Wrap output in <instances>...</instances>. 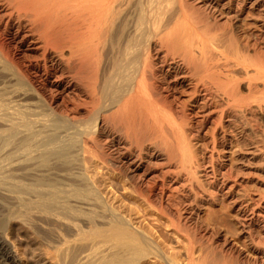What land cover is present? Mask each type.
<instances>
[{"label":"bare ground","instance_id":"bare-ground-1","mask_svg":"<svg viewBox=\"0 0 264 264\" xmlns=\"http://www.w3.org/2000/svg\"><path fill=\"white\" fill-rule=\"evenodd\" d=\"M260 2L0 0V264H181L152 214L185 264L243 263L190 203L219 192L249 241L264 222L242 181L264 163V47L239 24Z\"/></svg>","mask_w":264,"mask_h":264},{"label":"rangeland","instance_id":"rangeland-1","mask_svg":"<svg viewBox=\"0 0 264 264\" xmlns=\"http://www.w3.org/2000/svg\"><path fill=\"white\" fill-rule=\"evenodd\" d=\"M260 4H262V7L259 8L260 11H255L252 14V11L246 8L243 15L241 16V21L239 22V24L241 25V33L244 36L249 37V40L255 42L256 45L264 47V0H261ZM261 15L263 17H261ZM253 21H259L257 23L259 24L258 27L252 24ZM260 118L264 127V114L260 116ZM263 164V169L258 172L259 174H257V176L249 175L243 177L242 179V181L247 183V185H253L259 188L262 192H264ZM245 171H249L250 173H252L253 169L247 168ZM151 172L155 173V170H152ZM196 176L197 179L200 178V180H197L198 183L196 185V190L199 189L197 187L201 186L207 189L209 186L204 182L205 177L200 176V174H197ZM180 183H182L181 180ZM200 184L201 186H199ZM177 186L178 185H176V187ZM177 188L183 190V188L179 186ZM208 190L210 191L211 189H207L208 197H198L197 195L196 197L198 198L195 199L196 201H194V203H190V207H194L193 205L196 206L194 208L195 210H198L200 220L203 221V224L207 228L206 230H208V233H213L211 231H216L219 237H221L219 238L220 240L225 239L226 244H228L227 248L230 247L236 254L243 257V263L241 264H255V262L257 261L258 264H264V222L256 223L251 226V229L248 232V234L251 235V241H249L247 237V231L246 229H243L244 225L239 222V218L236 216L235 211L228 203V200L224 196H220L221 194L219 192L210 191L209 195ZM179 192L180 193L178 195L185 196L184 192L183 194L181 193V191ZM191 198L192 197H187L189 201H191ZM125 203L127 204V202ZM138 220L139 222H143L144 225H148L149 227H152L154 229L153 238L157 241V244L159 243L158 245L161 248V251L166 256H169V258L171 259L175 258L174 260H177L178 263H186V260L184 259V250L185 246H187V241L185 236L183 237L182 232L174 231L170 226L168 227L167 223L165 222L167 221L165 220V218H159V216L154 214L147 216L145 215L140 219H137V221ZM11 239L12 241H14V243L18 242L15 237H12ZM226 253H228V251ZM200 254L201 252L199 250L195 252V261L193 262V264H204V261H201V259L198 260ZM21 255L22 256L18 260H20V264H24V254L21 253ZM260 259L262 260V262ZM149 261L154 262L155 260L152 259ZM156 264L162 263H157L156 261Z\"/></svg>","mask_w":264,"mask_h":264}]
</instances>
